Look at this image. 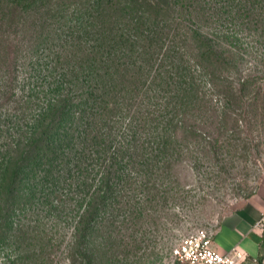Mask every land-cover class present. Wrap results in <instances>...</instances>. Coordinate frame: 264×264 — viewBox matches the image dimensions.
Instances as JSON below:
<instances>
[{
  "label": "rangeland",
  "instance_id": "rangeland-1",
  "mask_svg": "<svg viewBox=\"0 0 264 264\" xmlns=\"http://www.w3.org/2000/svg\"><path fill=\"white\" fill-rule=\"evenodd\" d=\"M70 1L71 6L66 1L67 10L74 5ZM236 1L234 19L209 16L216 2L207 5L210 9L204 14L193 9L192 21L184 19V29L200 26L211 39L216 50L205 60L197 56L199 44L178 31L137 41L136 48L147 50L149 56L124 55L121 49L130 44L117 45L122 61L142 66L136 75L141 78L135 81L132 72L131 81L162 83L156 74L168 70L169 83H196L193 94L171 98L175 112L168 113L165 97L148 101L141 89L132 112H119L112 118L114 132L105 152L111 160L104 163L94 156L88 177L77 176L75 168L68 170L64 163H57L52 175L24 181L23 191L13 195L1 192L0 178V264L182 263L173 256L182 239L202 229L215 233L261 191L264 0ZM49 6L44 5L46 11ZM27 13L16 9L8 15L12 23L0 26V46L6 54L1 57L0 83L11 78L9 83H14L18 94L24 83L46 89L62 71L56 63L53 68L60 46L45 42L34 46L40 31ZM57 16L62 13L52 12L50 22L56 24ZM64 28V34L72 30ZM173 45L185 61L181 76L172 67L180 54L164 56ZM15 97L0 102V113H15ZM46 97L35 95L33 105H22L28 119L45 104ZM141 118L147 124L132 137L130 123ZM4 123L2 115L0 124ZM107 163L112 174L105 206L90 214L87 208L99 201L96 192ZM85 221L90 223L87 228Z\"/></svg>",
  "mask_w": 264,
  "mask_h": 264
},
{
  "label": "trees",
  "instance_id": "trees-1",
  "mask_svg": "<svg viewBox=\"0 0 264 264\" xmlns=\"http://www.w3.org/2000/svg\"><path fill=\"white\" fill-rule=\"evenodd\" d=\"M57 1L0 0V26L2 22L12 23L13 19L8 18L10 12L14 13L16 9L28 11L27 15L33 19L31 23L38 24L40 31L34 46L45 42L44 45L54 47L58 43L60 49L55 54L53 68L62 69L59 77L54 78L46 89L24 83L23 92L18 94L14 92V83H9L11 78L6 77L2 82L7 83H0V102L16 96L15 113H0V119L3 115L5 122L0 124V178L3 184L1 192L5 194L23 191L24 181L52 175L57 163H64L68 170L75 168L77 176L88 177L94 156L104 163L111 160L105 152L110 147L109 140L114 132L112 118L119 112L131 113L141 89L148 101L154 97H165L164 111L168 113L175 112L171 98L179 95L185 98L193 94L196 83H169L168 70L160 69L156 74L162 83L135 82L141 78L136 75L142 66L135 61L126 63L121 60L117 51L120 42L130 44L121 49L124 55L138 53L149 56L151 54L147 50L136 48L137 41L154 40L178 31L183 36L189 34L199 44L197 56L205 60L216 50L210 43L211 39L200 26L184 29V19L192 21L189 17L193 15V9L204 14L210 9L206 6H212L213 2L216 4H213V13H207L209 16L227 15L234 19L238 9L236 0H212V3L209 0H74L69 10L66 1L71 6L70 0ZM45 4L49 6L48 11L44 8ZM37 8L42 13L38 14ZM52 12L62 13V16L56 17V24L50 22ZM66 26L72 30L64 34ZM1 48L0 64L1 57L6 55ZM177 53L180 54V51L173 45L164 56L167 58ZM175 61L173 72L181 76L185 61L181 54H177ZM63 63L64 66H59ZM132 72L135 73V81H131ZM50 76L52 78L53 74ZM170 87L176 90L172 92ZM33 91L37 97L40 94L43 97L47 94L48 97L40 110L28 119L25 109L36 101ZM24 104L26 107L22 106ZM146 124V118L132 121V137ZM183 128L194 130L190 126ZM113 159L116 160V157ZM106 166L102 173V186L96 192L99 201L90 203L87 208L90 214L105 206L112 174L110 164ZM89 224L85 221L83 227L87 228Z\"/></svg>",
  "mask_w": 264,
  "mask_h": 264
},
{
  "label": "crops",
  "instance_id": "crops-1",
  "mask_svg": "<svg viewBox=\"0 0 264 264\" xmlns=\"http://www.w3.org/2000/svg\"><path fill=\"white\" fill-rule=\"evenodd\" d=\"M264 212V186L253 196L240 212L224 221L215 231L213 248L221 253L233 247L243 249L247 254L244 264H262L264 257V233L254 223ZM185 264V263H178Z\"/></svg>",
  "mask_w": 264,
  "mask_h": 264
},
{
  "label": "built area",
  "instance_id": "built-area-1",
  "mask_svg": "<svg viewBox=\"0 0 264 264\" xmlns=\"http://www.w3.org/2000/svg\"><path fill=\"white\" fill-rule=\"evenodd\" d=\"M256 229L264 233V212L254 223ZM214 233L209 230H198L182 239L175 249L173 256L185 264H244L246 252L233 247L225 253L216 251L212 246ZM264 264V257L262 259Z\"/></svg>",
  "mask_w": 264,
  "mask_h": 264
}]
</instances>
